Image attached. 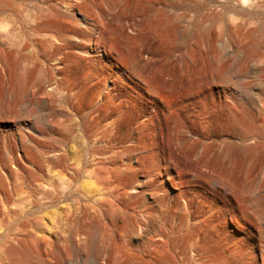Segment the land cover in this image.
Returning <instances> with one entry per match:
<instances>
[{
	"label": "rangeland",
	"instance_id": "rangeland-1",
	"mask_svg": "<svg viewBox=\"0 0 264 264\" xmlns=\"http://www.w3.org/2000/svg\"><path fill=\"white\" fill-rule=\"evenodd\" d=\"M0 264H264V0H0Z\"/></svg>",
	"mask_w": 264,
	"mask_h": 264
},
{
	"label": "bare ground",
	"instance_id": "bare-ground-1",
	"mask_svg": "<svg viewBox=\"0 0 264 264\" xmlns=\"http://www.w3.org/2000/svg\"><path fill=\"white\" fill-rule=\"evenodd\" d=\"M2 71H3V70H2ZM151 89H152V88H151ZM152 90H153V89H152ZM5 109H8V107H7V108L5 107ZM168 181H169V180H168ZM229 183H230V182H228V184H229ZM126 191H127V190H126ZM125 194H126V193H125ZM146 215H147V213H146ZM157 231H158V229H157ZM161 235H162V234H161ZM161 237H162V236H161ZM45 242H46V241H45ZM165 243H166V242H165ZM47 244H49V242L46 243L45 246H47ZM49 245H51V244H49ZM156 245H157V244H156ZM167 245H168V244H167ZM45 246H44V248H46ZM192 246H193V245H192ZM47 247H48V246H47ZM49 247H51V246H49ZM12 249H14V248L12 247ZM48 250H49V249H48ZM196 251H197V250H196ZM44 252H45V251H44ZM195 253H196V252H195ZM46 254L48 255V253H46ZM47 257H48V256H47ZM48 258H49V257H48ZM251 259L253 260L254 257H251Z\"/></svg>",
	"mask_w": 264,
	"mask_h": 264
}]
</instances>
